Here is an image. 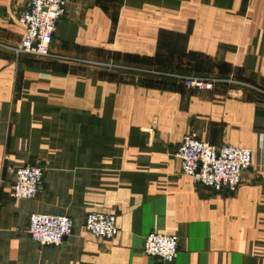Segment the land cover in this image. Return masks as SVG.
I'll return each mask as SVG.
<instances>
[{
  "label": "crops",
  "instance_id": "0c3cea01",
  "mask_svg": "<svg viewBox=\"0 0 264 264\" xmlns=\"http://www.w3.org/2000/svg\"><path fill=\"white\" fill-rule=\"evenodd\" d=\"M26 0H0V264H264V0H76L55 27L54 57L17 55ZM112 64L113 66H111ZM194 133L253 150L237 191L196 186L176 155ZM40 165L43 190L11 196L12 168ZM117 216L101 239L88 213ZM33 213L64 214L73 233L40 246ZM178 237L163 262L146 236Z\"/></svg>",
  "mask_w": 264,
  "mask_h": 264
},
{
  "label": "built area",
  "instance_id": "2783aa9c",
  "mask_svg": "<svg viewBox=\"0 0 264 264\" xmlns=\"http://www.w3.org/2000/svg\"><path fill=\"white\" fill-rule=\"evenodd\" d=\"M76 0H26L18 22L25 28L23 40L14 48L17 55L54 57L51 50L57 22L66 16L70 3ZM113 66L112 64H110ZM187 87L213 90L220 84L239 85L264 94V89L240 81L233 76L179 75ZM182 172L191 177L199 187L218 193L237 191L243 173L253 162V150L223 143L210 144L194 133L186 134L177 150ZM14 181L11 196L15 199H33L44 188L45 169L40 165H22L12 168ZM84 227L95 236L111 240L119 232L114 213L93 211L87 214ZM74 230V220L64 214L33 213L29 218L28 232L40 246L60 245ZM144 252L163 262L174 261L180 252L177 236L163 232L149 233L144 242Z\"/></svg>",
  "mask_w": 264,
  "mask_h": 264
}]
</instances>
